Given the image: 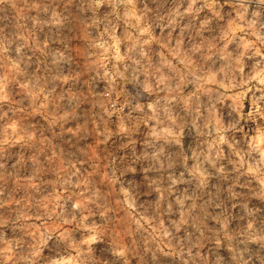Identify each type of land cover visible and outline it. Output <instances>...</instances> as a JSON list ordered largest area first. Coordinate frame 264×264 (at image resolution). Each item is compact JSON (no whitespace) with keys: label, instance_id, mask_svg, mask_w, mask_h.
I'll return each mask as SVG.
<instances>
[{"label":"clouds","instance_id":"obj_1","mask_svg":"<svg viewBox=\"0 0 264 264\" xmlns=\"http://www.w3.org/2000/svg\"><path fill=\"white\" fill-rule=\"evenodd\" d=\"M0 264H264V0H0Z\"/></svg>","mask_w":264,"mask_h":264}]
</instances>
